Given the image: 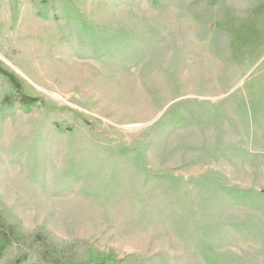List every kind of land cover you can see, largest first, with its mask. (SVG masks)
<instances>
[{
  "label": "rangeland",
  "instance_id": "1",
  "mask_svg": "<svg viewBox=\"0 0 264 264\" xmlns=\"http://www.w3.org/2000/svg\"><path fill=\"white\" fill-rule=\"evenodd\" d=\"M0 62V264H264V0H0Z\"/></svg>",
  "mask_w": 264,
  "mask_h": 264
},
{
  "label": "trees",
  "instance_id": "2",
  "mask_svg": "<svg viewBox=\"0 0 264 264\" xmlns=\"http://www.w3.org/2000/svg\"><path fill=\"white\" fill-rule=\"evenodd\" d=\"M0 76H3L4 78H6L13 89H16L17 92H20V89L22 88V85L19 81H17L16 77L14 74H12L11 72H9L0 62ZM21 102L26 105V106H29V105H32V104H35L37 102V99L35 98H32V97H29V96H24L22 99H21ZM212 260V259H211ZM95 264H109L108 262H98V263H95Z\"/></svg>",
  "mask_w": 264,
  "mask_h": 264
}]
</instances>
